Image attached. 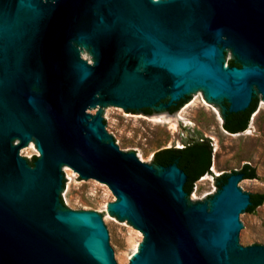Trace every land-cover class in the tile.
Listing matches in <instances>:
<instances>
[{
  "label": "water",
  "instance_id": "95a60500",
  "mask_svg": "<svg viewBox=\"0 0 264 264\" xmlns=\"http://www.w3.org/2000/svg\"><path fill=\"white\" fill-rule=\"evenodd\" d=\"M202 91L229 113L264 100V0H0V264H122L98 215L57 209L68 167L107 185L112 211L143 233L129 264H264V246L239 247L249 179L234 172L209 208L190 207L176 165L157 173L92 116ZM30 141L34 167L19 154Z\"/></svg>",
  "mask_w": 264,
  "mask_h": 264
},
{
  "label": "rangeland",
  "instance_id": "374dc122",
  "mask_svg": "<svg viewBox=\"0 0 264 264\" xmlns=\"http://www.w3.org/2000/svg\"><path fill=\"white\" fill-rule=\"evenodd\" d=\"M80 59L93 64L94 57L89 47L74 44ZM229 60H237L228 54ZM264 100L259 95L255 112L251 115L247 129L233 135L222 128L223 102L209 100L204 91L189 97L176 113L168 114L159 109L151 115L130 113L105 103L92 116L99 114L105 125V142L116 145L120 151L133 153L144 163L151 165L153 155L162 149H182L181 137L189 135L192 129L206 138L211 147L209 174L200 177L193 185L190 207L206 205L218 194L217 179L238 171L243 164L255 171V178L249 179L243 194L264 195ZM165 116L171 123H159L156 118ZM180 118H182L180 120ZM17 142V141H16ZM30 144L32 147L30 148ZM19 154L28 160L39 155L34 141L21 148ZM157 173L158 167L153 166ZM206 177L205 180H202ZM65 190L58 194V210L98 215L111 234L122 264H129L139 252L146 239L128 219L112 211L117 198L107 185L92 183L80 178L69 167L62 176ZM189 207V208H190ZM264 246V204L254 214L244 216L240 246ZM137 247V248H136ZM137 249V250H135Z\"/></svg>",
  "mask_w": 264,
  "mask_h": 264
},
{
  "label": "trees",
  "instance_id": "16d2710c",
  "mask_svg": "<svg viewBox=\"0 0 264 264\" xmlns=\"http://www.w3.org/2000/svg\"><path fill=\"white\" fill-rule=\"evenodd\" d=\"M229 67H241V65L235 60L228 61ZM188 97L180 100L175 106L168 109V113L172 114L178 110L185 102ZM225 110L223 111L222 118L223 124L222 128L230 134H239L247 129V125L250 121L251 115L255 112L257 106V99L254 96L249 107L242 112L229 113L227 111L228 104L223 102ZM146 115H151V111H145ZM182 149H164L156 152L153 155V160H155L160 155L170 156L171 159L179 158V166L183 168L186 175L188 176V181L185 183L183 190L187 196L192 192L194 183L202 176L209 174L210 161H211V147L210 143L206 138L198 133V136L191 143L184 142ZM35 159V157H33ZM169 160L168 164H171L173 160ZM246 172L243 175L244 179H254L255 171L249 165L245 164L241 172ZM239 172V173H241ZM218 189L225 183L220 182L217 179ZM264 204L263 194H252L250 195V205L245 209V213L254 214L256 209Z\"/></svg>",
  "mask_w": 264,
  "mask_h": 264
},
{
  "label": "flooded vegetation",
  "instance_id": "af4514ba",
  "mask_svg": "<svg viewBox=\"0 0 264 264\" xmlns=\"http://www.w3.org/2000/svg\"><path fill=\"white\" fill-rule=\"evenodd\" d=\"M127 61V60H126ZM186 97H188V96H186ZM185 97V98H186ZM184 98V99H185ZM168 102V98H165V99H163L160 103H162V104H166ZM178 103V102H177ZM177 103H175V104H172L169 108H171V107H173V106H175ZM185 104H186V102H185ZM184 105V104H183ZM158 106H159V103L158 104H156V106L155 107H151V108H144V109H141V110H139V111H136V110H127L128 112H140V113H142L143 115H146L145 114V111H151V110H155V111H158L159 110V108H158ZM182 107V106H181ZM180 107V108H181ZM169 108H167V109H161V110H164L166 113H168V109ZM179 108V109H180ZM178 109V110H179ZM178 110H176L174 113H176ZM87 112V111H86ZM174 113H172V114H174ZM169 114V113H168ZM182 118H180V120H181ZM198 136V132L197 131H195V129H192L191 131H190V133H189V135L188 136H186V137H181L180 138V143H182V145H186V143H184V142H187V144L188 143H191L192 141H194L195 140V138ZM17 141V142H16ZM19 144V140H15V141H13V144L12 145H18ZM167 149H173V148H167ZM162 150H164V149H162ZM160 151V150H159ZM20 156V155H19ZM41 156V154L39 153V155L37 156V157H35V159H31V160H28V159H26L25 157H22V158H24L25 160H26V163H27V165L29 166V167H34V164H35V162H36V160H37V158L38 157H40ZM21 157V156H20ZM171 158H170V156H166V155H160V156H158L155 160H152V166H155V167H158V168H162V167H167L168 165H171V164H174V165H176L185 175H186V173H185V171L183 170V168L182 167H180L179 166V158H175V159H171V160H173L172 161V163L171 164H168V161L170 160ZM245 166V164H243V166L238 170V171H234V172H241V170H242V168ZM243 175H245V173L246 172H241ZM61 174H62V171H61ZM186 177H187V179H186V182L188 181V176L186 175ZM227 177H228V175H224V174H222V175H220V177H218V180L220 181V182H224V181H226V179H227ZM63 186V185H62Z\"/></svg>",
  "mask_w": 264,
  "mask_h": 264
},
{
  "label": "bare ground",
  "instance_id": "6f19581e",
  "mask_svg": "<svg viewBox=\"0 0 264 264\" xmlns=\"http://www.w3.org/2000/svg\"><path fill=\"white\" fill-rule=\"evenodd\" d=\"M154 1H158V0H154ZM156 121L159 122V123H171L172 126H175V124L172 123L171 120L169 118L165 117V116H159L158 118H156ZM31 147H32V145L30 144V148ZM205 179H206V177L202 178V180H205ZM79 218H80V222L81 223L87 224V225H93L94 218H93L92 215L84 214V215H80ZM135 250H137V249H135Z\"/></svg>",
  "mask_w": 264,
  "mask_h": 264
}]
</instances>
